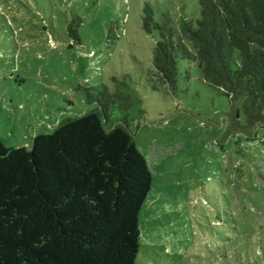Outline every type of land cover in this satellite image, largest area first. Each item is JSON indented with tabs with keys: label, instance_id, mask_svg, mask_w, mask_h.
<instances>
[{
	"label": "rangeland",
	"instance_id": "374dc122",
	"mask_svg": "<svg viewBox=\"0 0 264 264\" xmlns=\"http://www.w3.org/2000/svg\"><path fill=\"white\" fill-rule=\"evenodd\" d=\"M145 2L156 18L202 16L200 0H0V139L29 146L93 110L87 88L126 83L146 110L131 128L154 177L137 264H264V124H249L243 98L234 113L187 57L176 90L162 83Z\"/></svg>",
	"mask_w": 264,
	"mask_h": 264
},
{
	"label": "trees",
	"instance_id": "16d2710c",
	"mask_svg": "<svg viewBox=\"0 0 264 264\" xmlns=\"http://www.w3.org/2000/svg\"><path fill=\"white\" fill-rule=\"evenodd\" d=\"M197 25L143 7L157 30L155 73L177 87L179 57L202 66L235 113L243 98L250 125L264 124V0H200ZM80 19L68 24L79 40ZM116 29L112 22L109 31ZM96 107L63 119L29 146L0 139V264H137L141 210L153 172L131 128L146 114L126 83L86 89Z\"/></svg>",
	"mask_w": 264,
	"mask_h": 264
}]
</instances>
